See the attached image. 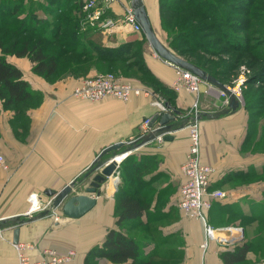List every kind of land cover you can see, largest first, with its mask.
I'll use <instances>...</instances> for the list:
<instances>
[{
  "label": "crops",
  "instance_id": "0c3cea01",
  "mask_svg": "<svg viewBox=\"0 0 264 264\" xmlns=\"http://www.w3.org/2000/svg\"><path fill=\"white\" fill-rule=\"evenodd\" d=\"M96 1L105 8L104 17L119 25L112 33L91 29L85 13L81 26L88 29V38L108 48L140 44L143 65L152 80L145 84L133 79L146 92L128 102L113 98L89 102L73 96L80 75L69 71L47 78L34 71L28 58L7 56L22 71L38 100L19 112L5 106L0 98V154L6 165L0 164V218L43 213L50 207L48 190L59 192L74 179H80L104 148L117 142L140 141L145 136L142 124L161 113L164 103L180 112L176 121L192 119L195 111L215 114L222 110V98L215 86L211 94L202 92L197 108L194 95L172 88L174 66L155 54L143 32H135L122 23L125 7L131 6L132 0ZM142 2L155 32L167 46L160 31V0ZM95 74L97 71L91 69L86 75ZM191 119L184 129L159 136L130 152L120 166V184L108 179L96 207L83 218L67 220L56 210L23 224L20 242L33 244L35 251L31 254L35 257L47 250L63 254L73 251L75 257L70 264H117L101 257L99 250L110 230H120L115 214L117 194L122 191L123 177L138 176V167L142 182L133 181L130 188L147 209L132 233V224L122 233L136 242L144 258L157 264H227L223 258L226 252L250 243L245 260L235 264H264V229L259 230L264 224V212L257 210V206H264V152L256 151L245 99L234 112L198 120L202 162L215 168L209 190L227 192L225 199L214 200L206 212L211 223L206 225L215 230L214 239L206 236L204 222L185 216L178 207ZM158 126L156 123L154 128ZM151 132L152 129L146 135ZM163 136L174 139L164 141ZM90 181L91 178L85 181L84 188ZM39 206L44 210L38 211ZM233 216L238 221L232 222ZM6 226L0 230V264H18L14 223L10 221ZM230 227H241V232ZM242 236L244 239L237 242Z\"/></svg>",
  "mask_w": 264,
  "mask_h": 264
},
{
  "label": "trees",
  "instance_id": "16d2710c",
  "mask_svg": "<svg viewBox=\"0 0 264 264\" xmlns=\"http://www.w3.org/2000/svg\"><path fill=\"white\" fill-rule=\"evenodd\" d=\"M17 0H7V4H14ZM39 1V2H37ZM42 1V2H41ZM244 4H239L243 3ZM259 0H179L180 3H174V0H160L161 16L166 12L180 13L184 11H191L192 16H200L203 19L208 20V25L200 26L201 31H215L220 33V36H224L222 31L219 30L220 25H231L242 31L251 32L256 35H261V43L264 44V8L258 6ZM6 0H0V6L4 5ZM228 3L232 9L228 12V15L237 16L238 20H229L224 15L221 6H225ZM219 4V5H218ZM85 3L79 0H36L32 1L30 14L19 21V27L15 28L10 22L15 12H12L8 8L1 7L3 10L0 18L4 20L0 22V29H6L9 32L15 34H30L32 37L28 38L21 44V49H17L20 42L16 40L6 47L4 40L0 39V98L5 102V106L15 107L17 111H22L26 108V104L31 101L38 100L36 96L29 89V84L24 80L22 71L14 64L8 61L7 56H15L17 58H28L34 65V71L44 77H50L58 74L59 64L68 54L78 55L79 61L82 59L87 61L79 62L76 68H70L72 72L83 75L91 70V67L84 65L89 64L91 61L96 63H106L114 65L116 63L127 64L138 68V71L143 72L144 77L140 78V82L147 84L151 82L152 77L148 74L141 58L142 46L135 43L133 45L121 46L118 48H108L98 45L88 38L87 31L81 26V22L85 17V11L83 9ZM27 11L26 8H23ZM44 12V17L38 16L39 12ZM87 14V13H86ZM162 16V24L165 25V17ZM234 21V22H233ZM233 23V24H232ZM256 26V28H254ZM65 28V31L62 29ZM239 29V30H240ZM253 29V30H252ZM197 30L196 32H199ZM63 31V32H62ZM252 34V35H253ZM185 36L188 37L187 41L198 43V48L203 47L200 43L201 39L193 34L191 31H185ZM38 38V39H37ZM49 43L53 45H59L62 47L60 51L47 52L43 43ZM206 49L205 47H203ZM179 57L193 63L194 65L202 68L205 72L215 77L222 83L226 82L217 74L214 73L208 66L198 61H194L191 58L176 53ZM201 50V49H200ZM230 52H243L236 61H246L247 65L254 71V78L259 79L261 75H264V46L259 50V46L251 44L250 38H244L240 44L231 47ZM87 66V65H86ZM67 69V70H70ZM125 79V78H124ZM136 83L132 78H128ZM264 81V80H263ZM137 84V83H136ZM228 84V83H227ZM245 97V109L250 114V121L252 119H260L262 114L260 110L264 111V104L258 106L253 104L246 95ZM260 100V99H259ZM261 101V100H260ZM264 103V98H262ZM261 101V102H262ZM258 107V108H257ZM259 111V112H257ZM254 120V121H255ZM258 120L255 122L256 129L259 128ZM261 131L264 132V123L261 125ZM259 134V132H258ZM263 135V134H262ZM262 140V139H261ZM257 145V143H256ZM136 164L133 165V168ZM135 177H123L121 183L122 191L117 194L118 202L115 210L117 216V226L120 230H110L105 243L99 250L100 256L107 258L117 264H157L149 258H144L136 242L124 235L122 231L127 227L126 223H140L139 218L147 209V205L136 197V193L130 188V185L134 182H142L138 167L135 168ZM120 184V183H119ZM124 225H126L124 227ZM251 249L250 243H242L238 245L231 252H226L223 255L224 261L227 264H235L245 260L248 252Z\"/></svg>",
  "mask_w": 264,
  "mask_h": 264
},
{
  "label": "built area",
  "instance_id": "2783aa9c",
  "mask_svg": "<svg viewBox=\"0 0 264 264\" xmlns=\"http://www.w3.org/2000/svg\"><path fill=\"white\" fill-rule=\"evenodd\" d=\"M111 2L112 0H106ZM87 13L89 27L104 33H112L118 28V22L105 18L103 6H99L96 0H89L83 7ZM127 26H130L135 32H143L141 25L137 22L130 5L125 7V13L122 20ZM175 77L172 82V88L176 92L186 91L196 98L194 107L197 108L199 98L204 92L206 95L211 94L215 89L214 85L202 81L192 72L175 67ZM242 85L230 86L229 89L235 94L237 99L243 103ZM205 87V89H204ZM204 90V91H203ZM219 90V89H218ZM141 87L135 82L120 78L112 74H99L96 76L83 77L79 79L78 85L73 90V96L77 99L89 102H99L107 98L118 99L128 102L132 97H138L145 94ZM218 95L222 98V108H226L229 104V97L222 91H218ZM198 112L195 111L194 117L189 124L190 144L186 156V160L182 166L183 182L180 185V199L178 207L182 213L195 220L205 223V234L208 238L214 239L215 230L206 225V212L211 209L214 200H222L227 197V192L223 190L210 191V184L215 168L202 162L201 158V136L199 129V121L196 119ZM151 120H146L142 126L143 135L150 130L149 124ZM0 164L6 167L4 158L0 154ZM50 202L48 203V206ZM42 210L41 206L36 208ZM4 220L0 218V222ZM8 227V226H6ZM4 228V227H3ZM3 228H0L2 230ZM12 228V226H10ZM230 230L241 232L239 227H230ZM17 251L18 264H70L75 257V252L59 253L55 250H47L44 255L35 257L31 254L35 251L33 244L19 243L14 245ZM206 246V245H205ZM204 246V247H205Z\"/></svg>",
  "mask_w": 264,
  "mask_h": 264
},
{
  "label": "rangeland",
  "instance_id": "374dc122",
  "mask_svg": "<svg viewBox=\"0 0 264 264\" xmlns=\"http://www.w3.org/2000/svg\"><path fill=\"white\" fill-rule=\"evenodd\" d=\"M32 1L33 0H17L15 1L14 4L13 3L7 4V0H6V3L0 6V8L1 7L8 8L12 12H15L13 18L10 19V22H12V25L15 28H17L19 27V21L22 18H25L28 14H30L29 8L32 6ZM176 3H180L179 0H174V3L171 2V4H176ZM239 4H244V1L243 3L241 2ZM228 5L229 4L226 3L225 6L220 7L221 11L223 10L224 12L223 14L226 16H229L228 12L232 11L231 9L232 7L230 8ZM258 6L260 8H264V0H259ZM23 8H26L27 11H24ZM1 12L3 13L2 9H0V16L2 14ZM38 14H39L38 16L44 17V12L42 13L40 11ZM165 15H166L164 22L165 25L162 24L160 31L162 34L161 37H163L168 47L173 49L176 53L182 54L188 59L191 58L194 61H198L202 64H205V66H208L214 73H217L230 86L242 85L241 88H242L243 99H245L244 96L246 95V97L251 102H253V104L256 103L258 104V106L264 104L262 101V98H264V81H263L264 75H261L258 80L254 81L255 71L247 65V62L241 61V59L236 61V59H238L239 56L243 54V52L229 51L231 47L240 44V42L245 37L247 39L250 38L251 44H256V46H259V50H260L264 46V44L261 43V35L253 34L251 30L250 32H247V31H242L240 28L239 30L231 25L225 26L220 24H219V30L220 32L222 31V33H224L223 34L224 36H220V33H217L215 31L214 32L201 31L199 30L200 29L199 27L203 25H208L209 21L197 15L192 16L193 13L190 10L176 14L166 12ZM228 19L238 20L237 16L235 15H230ZM3 20H4L3 18H0V22ZM254 28H256V26H254ZM62 30L65 31V28H63ZM191 30L193 34L197 35L198 38L200 37L199 39H201L200 41V43L202 44L201 46L205 47L206 49H204L203 47L198 48L197 47L198 43L193 42L192 41L193 39L187 41L188 37L185 36V31H191ZM197 30H199V32H196ZM32 36L33 35L30 34H23V35L15 34L13 31L9 32L6 29H0V39L4 40L6 47H9L16 40V42H20V45H18L17 47L18 50L21 49L22 47L21 44L24 43L26 40H29L28 38ZM43 44L46 47V51L48 53L57 50L60 51V49L62 50V47H60L59 45H53L47 42ZM78 58H79L78 55L75 54H68L66 57H64L59 64L58 75L60 73H67L69 71H72L70 68H74V70L79 69L76 68L79 62L81 61L84 62L88 60V59L86 60L82 59L81 61H79ZM86 65H84V67L82 66V68L80 69L91 67V69L97 71V74H95L94 76L99 74H112L120 78H132L139 80L140 78L144 77L143 72L138 71L139 67L136 68L134 66H130L127 64L125 65V64L116 63L114 65H110L106 63H96L91 61L89 64ZM87 72L84 74L83 77H89L88 75H86ZM260 114H262V117L260 119H256V120L254 119L255 121L252 119L251 131L255 132V140H256L255 143H257V145L255 146L256 151L260 150L264 152V132L261 131V128L263 129L261 125L264 123V111L260 110ZM257 120L259 122L258 129H256L255 127V122H257ZM263 209L264 206H260V207L257 206V210L259 212L263 213L264 212ZM231 219L232 222H236L238 221L239 218L237 216H233L231 217ZM207 222L211 224L209 220ZM131 224H132L131 227V233H132L136 227V223L135 224L126 223L127 227ZM126 225H124V227ZM127 227L125 228L127 229ZM262 227H260L259 230L264 229V224L262 225Z\"/></svg>",
  "mask_w": 264,
  "mask_h": 264
},
{
  "label": "water",
  "instance_id": "95a60500",
  "mask_svg": "<svg viewBox=\"0 0 264 264\" xmlns=\"http://www.w3.org/2000/svg\"><path fill=\"white\" fill-rule=\"evenodd\" d=\"M131 7L137 22L142 27L146 39L157 56L175 67L192 72L202 81L214 85L229 97V104L226 108H223L220 112L215 114L206 112L198 113L196 116L197 120H201L205 117L215 119L222 114H229L230 112L238 110L241 106V102L226 84L211 76L202 68L179 57L160 40L152 26L142 0H132ZM161 111L162 112L157 114L149 124V128L152 129V132L143 136L140 141L130 143L117 142L104 148L80 179H74L59 192L48 190L47 194L51 198L50 207L43 213L4 219L0 222V228L5 227L10 221L13 222V244L17 245L20 243L21 226L26 222H33L44 218L54 213L56 210H60L67 220L83 218L96 207L98 197L102 195L101 189L108 179L113 178L115 184L119 185L120 166L122 162L126 161L130 152L136 150L140 145L156 140L159 136L184 129L191 119L189 118L187 120V118H183L184 120L181 119L182 121H176V117L180 115V112L169 103H164ZM156 123L159 124L158 128H154ZM162 139L164 141H172L174 138L171 136H163ZM89 178H91L89 186L84 188L83 185ZM80 190L83 191L79 192ZM243 239L242 236L237 242ZM225 241L229 242V240Z\"/></svg>",
  "mask_w": 264,
  "mask_h": 264
},
{
  "label": "bare ground",
  "instance_id": "6f19581e",
  "mask_svg": "<svg viewBox=\"0 0 264 264\" xmlns=\"http://www.w3.org/2000/svg\"><path fill=\"white\" fill-rule=\"evenodd\" d=\"M213 236H214V234H213Z\"/></svg>",
  "mask_w": 264,
  "mask_h": 264
}]
</instances>
